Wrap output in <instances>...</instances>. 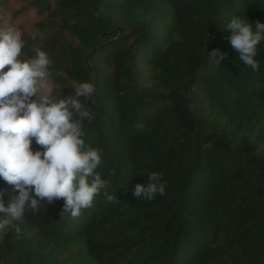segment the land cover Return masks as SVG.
Masks as SVG:
<instances>
[{
  "label": "trees",
  "instance_id": "1",
  "mask_svg": "<svg viewBox=\"0 0 264 264\" xmlns=\"http://www.w3.org/2000/svg\"><path fill=\"white\" fill-rule=\"evenodd\" d=\"M233 15L264 22V0H0L57 98L95 83L83 139L108 181L75 217L63 198L26 208L0 264H264V40L254 71L226 39ZM151 171L164 194L134 197ZM16 194L0 180L5 205Z\"/></svg>",
  "mask_w": 264,
  "mask_h": 264
},
{
  "label": "clouds",
  "instance_id": "2",
  "mask_svg": "<svg viewBox=\"0 0 264 264\" xmlns=\"http://www.w3.org/2000/svg\"><path fill=\"white\" fill-rule=\"evenodd\" d=\"M224 28L236 57L255 71L264 22L233 15ZM24 43L16 24L0 27V180L17 191L7 205L0 199V237L9 226L19 233L14 222L22 220L26 208L35 212L42 200L63 198L60 213L78 216L108 183L96 171L100 149L83 139L82 122L92 118L85 105L91 102L95 83H74L70 94L57 98L49 55L35 46L33 54L26 55ZM225 55L219 48L207 53L219 65ZM164 190L160 173L151 171L146 182L132 186V195L151 200ZM105 198L113 200L108 193Z\"/></svg>",
  "mask_w": 264,
  "mask_h": 264
}]
</instances>
